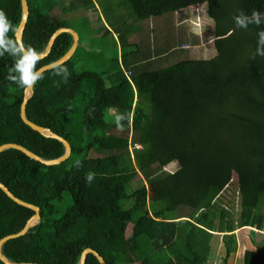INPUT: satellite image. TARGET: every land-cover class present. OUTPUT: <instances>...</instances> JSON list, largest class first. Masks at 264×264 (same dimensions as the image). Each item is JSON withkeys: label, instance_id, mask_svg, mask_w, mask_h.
I'll list each match as a JSON object with an SVG mask.
<instances>
[{"label": "trees", "instance_id": "16d2710c", "mask_svg": "<svg viewBox=\"0 0 264 264\" xmlns=\"http://www.w3.org/2000/svg\"><path fill=\"white\" fill-rule=\"evenodd\" d=\"M26 1L24 45L41 52L60 27H71L79 36L76 50L62 64L69 72L67 82L63 74L44 71L25 105L26 117L65 138L71 153L59 164L45 165L15 148L0 151V182L41 214L23 235L3 243V255L13 262L77 264L89 247L106 264H207L212 238L222 233L228 263L239 245L236 229L248 226L247 236L239 235L245 248L238 253L240 264H264V242L254 239L264 218V56L257 54L258 48L264 51L259 35L264 0H107L101 2L100 21L116 34L111 39L109 29H88L73 20L93 0H64L61 8L63 0ZM201 5L211 28L202 37L190 29L177 31L175 15ZM0 10L18 27L21 0H0ZM253 10L260 13L259 27ZM241 11L247 30L233 32L234 16ZM149 19L155 27L147 30L140 23ZM87 38L97 44L91 52L84 47ZM72 42L71 33H60L37 69L63 56ZM208 42L215 51L206 58L194 56L193 46ZM106 43H112L107 52ZM181 45H193L192 53ZM92 53L108 64L105 70L88 68ZM12 64L7 53L0 57V145L16 143L43 159L60 157L63 144L20 117L24 90L6 79ZM128 113L131 121H122L118 129L115 117ZM91 150L142 171L148 184H157L156 198L146 199L145 183L127 190L134 173L123 178L91 170ZM98 160L105 166L109 162ZM172 163L175 168L166 171ZM89 172L95 174L91 183L85 178ZM46 174L60 181L50 186L62 187L50 199L45 198ZM99 181L109 195V208L97 200L95 209L88 205L73 231L67 226L70 214L88 202L83 190L101 191ZM179 207L190 212L178 215ZM33 213L0 189V238L19 232ZM57 226L65 242L55 247L52 262L51 242L57 241L48 234ZM85 264L99 261L88 253Z\"/></svg>", "mask_w": 264, "mask_h": 264}, {"label": "rangeland", "instance_id": "374dc122", "mask_svg": "<svg viewBox=\"0 0 264 264\" xmlns=\"http://www.w3.org/2000/svg\"><path fill=\"white\" fill-rule=\"evenodd\" d=\"M107 0H93L94 5L92 7H90L88 10L83 11V12H79L77 14H75V17L73 20H76V22H78L77 25H81V26H86L88 29L93 28V27H97L99 26L101 31L104 30L105 28L110 30L109 33V38L111 39V36L115 37L116 34L114 35L113 30L111 29V26H107V23L104 21V19L102 21H100V18H102L100 11H101V2L104 3ZM115 1V0H114ZM106 4V3H104ZM66 5V1H61L59 4V8L63 7ZM204 10L205 7L204 5L199 6L197 9H194L192 7L186 8L185 10L181 11L180 13H178L177 15H175V18H177L178 23L176 26V29H178L177 31H182V30H192L195 33H198V37H202L203 33L205 30L211 28L212 23L211 21L205 17L204 14ZM72 18V17H69ZM72 20V21H73ZM149 20H145L142 21L140 24H142L147 30H148V25L153 26V24L150 22L148 23ZM77 25H73L74 27H77ZM155 27V26H153ZM150 30V28H149ZM92 31V30H91ZM89 31L88 34L89 36L92 35ZM207 36H211L210 31L207 32ZM92 38V37H91ZM91 38H87L86 40V45L84 46L87 50H89L90 52L93 51L94 49L97 48V44L95 45V41L91 40ZM104 40V39H103ZM202 40V39H201ZM79 43V42H78ZM112 44V43H110ZM110 44L106 43L104 46L105 52H107L108 48L112 47ZM211 42H208V44H202L201 46H199L200 44L198 43V46H193V45H188V48L186 45H181L180 47L183 49V47L187 48L188 53H192L194 56H196L197 58H206L207 55H211L212 51H215L213 45L211 47ZM193 46L194 50H191V47ZM83 47V46H80ZM201 49V50H200ZM205 49V50H204ZM115 47H113V52L112 55H115ZM94 55H92L89 59L92 60L90 62V70H94V71H99L101 69H106V66L108 64H105L100 58H98L96 53H92ZM159 60V59H157ZM103 64V65H102ZM165 66H167V62L164 63ZM104 67V68H102ZM111 93L107 92L106 93V97L108 99H110L111 97ZM107 114L109 115L110 118H114V113H113V109L109 108ZM140 147L139 145H135L134 147ZM130 149L132 150V147H130ZM109 153H98L95 150H91L88 153V159L92 158L87 164H89V168L91 170H95L96 172H99V170L103 171L104 173L107 174H119L120 176L122 175L123 178H125V176L127 175H132L134 173V176L132 178V180L128 183L127 185V190L128 191H132L135 188H141V185H143L145 183V186H143L145 188L146 191V199L147 200H152L155 199L157 196V184H148L144 178H143V173L142 171H139L138 169H136L134 166L131 165H125V166H119L118 164L116 165V163L113 162L112 156L108 155ZM99 157H105L107 159H109L108 164L105 166L106 163H104L103 161H99L98 158ZM99 161V162H98ZM99 163V164H98ZM175 164H169L165 167V170H172L175 168ZM50 182H56L59 183V180H53L52 178L49 176V174H46V179H45V198H52L54 195L58 194L61 190L62 187H56L55 185H51L50 186ZM100 184H102V181H99V190H101L100 192L97 191L95 192L94 189H90V190H83L84 192L82 193V197L87 198L88 202L83 201L82 204H79L80 206L76 209L73 210L72 213L70 214V216L73 218L70 220V223H68L69 226L73 231L75 229H78V226L82 223V218L86 217L85 214L87 215V213H85L87 211V206L92 204L93 209H95V205L97 204L96 200L99 201L101 203V205H105L106 209L109 208V206L107 205V203H111L109 195H104V187H100ZM231 192V190H230ZM103 193V194H101ZM224 196H228V192L224 195ZM131 203V202H130ZM224 203V202H223ZM225 204V203H224ZM98 210V209H96ZM235 210H238V207H235ZM190 212L189 208L187 207H179L177 214L178 215H187ZM238 215L235 214L234 215V219H237ZM180 219V217H179ZM73 221H75L74 225H73ZM81 221V222H80ZM249 228L248 226H244L243 228H237L236 232L238 235V241H237V249L234 252H238L240 255V252H243V250L245 249L243 247V245L240 242V234L244 235L245 237L247 236V231ZM217 234V233H215ZM255 237V241L257 243L259 242H264V218H263V223L261 224V229H257V231L254 233ZM62 235H63V230L60 227H54L48 234V236L53 239L54 241L57 242H51L52 244V251L51 252V261L55 262V260L57 259V255L58 253L55 252V247H61V243L65 242V237H63L62 239ZM222 233H219L218 235H214V237L212 238L211 241V254H210V258L208 259L207 264H240L241 258L237 257V254L234 255L233 260L229 261V263L225 262V257H226V251L224 248V244L223 241L221 239ZM244 248V249H243ZM237 257V258H236ZM134 264H139V263H134Z\"/></svg>", "mask_w": 264, "mask_h": 264}, {"label": "water", "instance_id": "95a60500", "mask_svg": "<svg viewBox=\"0 0 264 264\" xmlns=\"http://www.w3.org/2000/svg\"><path fill=\"white\" fill-rule=\"evenodd\" d=\"M28 15H29V9H28L27 1L21 0V19H20L19 25L17 27L18 32L15 33V38L20 39L21 41H22L23 31H24V28H25L26 23H27ZM62 32H69L72 34L73 42H72L71 46L69 47V49L65 52V54L63 56H61L60 58H58L57 60H55L53 62H50L48 64L40 66L38 68V70H42L43 72L46 70H49V66L55 62H59L60 64H63L72 56V54L76 50V48L78 46V42H79L78 33L74 29H72L71 27H60L52 33V35L50 36V38L48 40V43H47L45 49L40 52V53H42V58L45 57L49 53L56 37ZM32 94H33V90L29 91V92L24 91V97H23V101L21 104V108H20V117L22 118L23 122L25 124L29 125L33 130L38 131L39 133H41L42 135H44L46 137H51V138H54V139H57L58 141H60L65 148L63 155H61L60 157L54 158V159H43L42 157H40V156L36 155L35 153L31 152L30 150L26 149L22 145H19L16 143L1 144L0 145V151L11 147V148H15V149L20 150L21 152H23L28 157H30L34 160H37V161L41 162L42 164H45V165L59 164L62 161H64L66 158L69 157V155L71 153V147L65 138L54 133L52 130H50L47 127H43V126H40V125L33 123L32 121H30L26 117L25 105H26L28 99L31 97ZM0 189H2L16 203H18L22 206H25L27 208H30L34 211L33 215L26 221L25 225L23 226V228L19 232L14 233V234H9V235H6V236L0 238V260L4 264H40V263H36V262H13L3 255L2 251H1V247H2L3 243L9 239L16 238V237L23 235L28 230L29 227L33 226L36 222H38V220H40L41 214H40V208L38 206H35L33 204H30L28 202H25V201L19 199L1 182H0ZM88 253L94 254L95 257L97 258V260L99 261V264H106L103 257L99 253H97L95 250H93L89 247L85 248L81 252L77 264H85V260H86Z\"/></svg>", "mask_w": 264, "mask_h": 264}, {"label": "clouds", "instance_id": "9594fccd", "mask_svg": "<svg viewBox=\"0 0 264 264\" xmlns=\"http://www.w3.org/2000/svg\"><path fill=\"white\" fill-rule=\"evenodd\" d=\"M259 15L260 13L258 10H253L252 16L255 18L257 27H259ZM246 19L247 18L243 16L242 11L240 15L234 16L235 28L231 31L234 32L242 28L247 30V25L245 23ZM9 32L15 34L18 32V28L14 27L12 22L8 19L6 13L3 10H0V57H3L5 53H7L13 58V64L8 68V75L6 79L10 83L23 89L25 92L32 91L34 90L35 85L43 78V71L38 70L36 67L42 59V53L38 52L31 46L24 45L20 39L10 38L8 35ZM259 35L261 38L260 42L264 43V30H261ZM257 54L264 56V51H260L258 48ZM49 70L56 76L63 74L65 76V83L67 82L66 77L69 75V72L62 64L55 62L49 66ZM131 119L132 115L130 113L116 116L115 123L117 128L122 130L123 124L121 122L124 120H128L130 122ZM94 176L95 174L92 172L87 173L85 177L86 181L91 183ZM183 218L185 217H182V219Z\"/></svg>", "mask_w": 264, "mask_h": 264}, {"label": "crops", "instance_id": "0c3cea01", "mask_svg": "<svg viewBox=\"0 0 264 264\" xmlns=\"http://www.w3.org/2000/svg\"><path fill=\"white\" fill-rule=\"evenodd\" d=\"M108 35H109V34H108ZM235 254H237V257H238V252H236V253H234V254H231V255L229 256L228 263H229L230 260H231V261L233 260ZM237 257H236V258H237Z\"/></svg>", "mask_w": 264, "mask_h": 264}]
</instances>
